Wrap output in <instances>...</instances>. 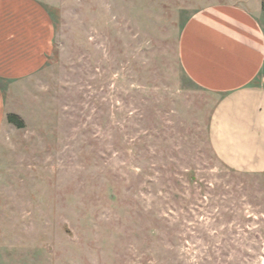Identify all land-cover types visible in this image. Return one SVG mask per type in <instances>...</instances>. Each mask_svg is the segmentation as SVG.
Wrapping results in <instances>:
<instances>
[{"label":"rangeland","instance_id":"rangeland-1","mask_svg":"<svg viewBox=\"0 0 264 264\" xmlns=\"http://www.w3.org/2000/svg\"><path fill=\"white\" fill-rule=\"evenodd\" d=\"M38 1L55 44L4 86L0 264H264V173L219 160V96L179 59L193 13L260 0Z\"/></svg>","mask_w":264,"mask_h":264},{"label":"crops","instance_id":"crops-1","mask_svg":"<svg viewBox=\"0 0 264 264\" xmlns=\"http://www.w3.org/2000/svg\"><path fill=\"white\" fill-rule=\"evenodd\" d=\"M257 14L235 3L193 13L179 59L188 78L219 96L209 127L219 160L236 172L264 173V0ZM55 24L38 0H0V134L7 125L4 86L37 75L55 44Z\"/></svg>","mask_w":264,"mask_h":264},{"label":"trees","instance_id":"trees-1","mask_svg":"<svg viewBox=\"0 0 264 264\" xmlns=\"http://www.w3.org/2000/svg\"><path fill=\"white\" fill-rule=\"evenodd\" d=\"M8 119L11 123L15 124L17 127H19V128L23 127V123L21 121H19V119L16 115H9Z\"/></svg>","mask_w":264,"mask_h":264}]
</instances>
